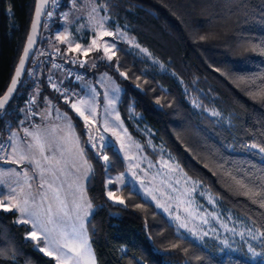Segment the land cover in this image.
<instances>
[{"label": "trees", "instance_id": "obj_1", "mask_svg": "<svg viewBox=\"0 0 264 264\" xmlns=\"http://www.w3.org/2000/svg\"><path fill=\"white\" fill-rule=\"evenodd\" d=\"M97 2L105 7L111 26L124 27L158 64L119 43L112 64L102 61L83 72H108L122 89L119 109L132 133L134 122L146 126L224 211L264 232V0ZM34 5L35 0H0V97L21 56ZM59 5L52 32L71 0ZM45 40L39 46L48 47ZM33 66L34 56L7 109L0 112V141L13 131L23 132L30 96L34 102L48 96L69 116L91 167L86 192L93 212L87 231L96 264H264V236L258 246L262 258L254 262L221 253L215 243L179 236L152 203L129 187L122 190L126 205L113 203L106 177L116 168L107 167L87 145L84 122L49 87L48 80L56 76L50 69L37 93L30 76ZM237 181L257 195L242 194ZM18 217L16 211L0 210V264H59L55 256L38 250L44 240L30 239L31 225L19 223Z\"/></svg>", "mask_w": 264, "mask_h": 264}, {"label": "rangeland", "instance_id": "obj_2", "mask_svg": "<svg viewBox=\"0 0 264 264\" xmlns=\"http://www.w3.org/2000/svg\"><path fill=\"white\" fill-rule=\"evenodd\" d=\"M59 2L60 0H50L49 11L45 19L47 20L46 33L44 36L41 35L43 41L47 39L48 47L44 48L42 43L41 46L38 45L30 76L38 93L41 79L44 73H48L50 69L53 74H56L55 80L53 77V79L51 78L53 81L49 85L50 89L54 90L60 101L70 108L71 104L80 98L89 95L94 97L96 109L94 118L88 116V119L85 120L72 110L84 122L87 145L101 155L107 167L114 166L116 168L115 172L108 173L106 177L107 197L113 203L125 206L126 200L122 190L129 187L131 192L138 193L152 203L167 218L179 236L191 238L202 244L215 243L221 253L242 256L254 262L260 261L262 258V252L258 249L261 239L260 232L244 218L236 216L230 211H224L218 205L213 194L201 183L189 177L168 150L154 141L150 129L134 122L135 133H132L124 122L119 109L122 89L108 72L89 73V76L83 72L85 67L93 70L98 65L97 63L102 61L112 64L115 61L119 43L125 44L154 66L158 62L127 33L124 27L111 26V18L106 14L105 7L98 4L97 0H71V8L61 13V23L59 22L60 24L52 32L51 27L55 22L56 12L60 6ZM93 9L96 11L94 12ZM101 17H106L104 28L115 33V36H102V38L96 39V44H92V40L99 31L98 22ZM105 41L115 42V47L108 53L112 56L111 60L104 54ZM70 44L72 47H69ZM75 44H79L80 48L75 49ZM90 45L91 50L86 52ZM113 53L115 54L113 55ZM73 61H76V65L79 64V68L73 65L75 64ZM68 62L71 67L68 66ZM34 104L35 111L30 112L29 115H27V111V116L24 118L23 124L25 123L26 126L23 130L36 125L47 126L51 129L49 134H52L49 143L55 147L60 143L63 148L65 144L63 138L69 133L67 121L64 119L66 113L57 108L48 96L40 99L37 97ZM77 107L87 116L85 106L77 104ZM211 114L215 118H220L216 111H212ZM66 116L69 118L68 115ZM115 125H119V127H115ZM71 126L73 138L78 137L72 121ZM105 127H107L106 131ZM22 138L25 139L24 136ZM9 141V138L0 141V181L4 182L0 185V194L16 187L17 182L24 187L25 192L29 190L36 192L40 183L37 170L30 164L16 162V157L11 155ZM101 145H106V147L102 148ZM66 149L68 148H63V160L67 164L65 171L67 178L73 176L74 180L70 183L72 189L77 191L78 187L74 184L79 183L82 179H78V181L74 174H77V177H85L87 171L81 170V167L76 170V166H74L75 170L70 169L77 160L73 156L70 164V156L65 151ZM104 155H107V160L103 159ZM84 162L87 163L85 158ZM10 169H15L20 175L7 171ZM25 176L31 178V189H25L27 185L21 180ZM109 192L112 193L111 197L108 195ZM84 193L87 197L86 190ZM0 205H2L0 210L18 212L19 198L4 197L0 199ZM18 214L19 222L22 214L19 212ZM177 216L180 217L179 220L176 219ZM182 222L187 227H181ZM19 223L31 225L30 221ZM28 237L32 239L29 235ZM40 238L44 240L37 234V239ZM87 243L83 252L79 250L80 255L77 254L76 257L70 252L64 254L61 251L56 256L47 248L44 251L55 256L59 264H96L93 249L89 252L90 243L89 241ZM90 247L92 248V246Z\"/></svg>", "mask_w": 264, "mask_h": 264}, {"label": "snow or ice", "instance_id": "obj_3", "mask_svg": "<svg viewBox=\"0 0 264 264\" xmlns=\"http://www.w3.org/2000/svg\"><path fill=\"white\" fill-rule=\"evenodd\" d=\"M93 11L95 12L96 10L93 9ZM39 14L40 13L38 9L36 13L37 17L39 16ZM105 19L106 17L100 18L98 22L99 31L97 32L96 37L92 40V44H96V39L102 38V36H115V33L109 32L104 28ZM28 42L30 46L32 43L31 37H29ZM69 47H72V45L70 44ZM74 47L75 49H79L80 45L75 44ZM114 47V41L112 43H109L108 41L104 42V54L108 56L109 60L112 59V56L108 55V53ZM90 50L91 45L86 50V52ZM114 54L115 53H113V55ZM27 55L28 51L25 50L24 56L27 57ZM73 62L75 63L76 61ZM23 66L24 60L21 59L20 69H22ZM81 66H83L82 63ZM57 67L59 66L57 65ZM20 69H17L16 76L20 75ZM122 75L124 74L122 73ZM15 85L16 80L13 79L11 87L8 90V94L5 95L2 100H0V108L4 106V103L8 99V95H10L12 89L15 88ZM57 90L59 91V89ZM77 104L85 106L87 116L85 115L84 111H81V109L77 107ZM71 108L85 120L88 119V116H92L94 118L96 111L94 106V97L89 95L87 97L80 98L76 102H73L71 104ZM64 119L67 121V127L69 129L68 135L63 138L64 143L66 145H73L75 155L80 156L82 155V149L79 148L78 137L73 138L70 118L64 115ZM105 123L107 124V122ZM115 127H119V125H115ZM106 130L107 127H105V131ZM24 136L25 140H19L16 139L15 133L10 134L9 139L15 141L11 146V155H14L16 157L17 163H19V161L28 160L29 163L33 164L34 167L38 170L40 177L38 189L35 193H33L31 190L25 192L24 187L19 185V183L17 182V187H13L10 191L0 194V199H3L4 197H8L11 199L19 198L18 212L22 214L21 221L19 222L31 221L32 231L29 232V236L33 240L37 239L38 232L43 234L45 244L44 247H40L38 248V250L44 251L46 248L51 247L53 251L61 252L62 248H69L70 251H77V254L80 255V252L76 248L71 247V245L79 243L80 247L84 248L87 246V240L81 234L76 232L75 227L73 228L72 234H69L66 231V218L69 216V213L67 211L68 205L66 203V195H62L63 185L55 184V180L59 179L58 173H65V168L67 167V165L63 161V153L61 154V159L59 160L55 157V155L51 157L49 155H46V152L49 148L48 135L39 126H34L32 130L24 129ZM89 139L91 140V137H89ZM101 147H106V145H101ZM253 147H255V145H253ZM69 150L72 151V149ZM260 151L264 152V148H261ZM103 159L107 160V155H104ZM7 171L15 172L16 175H20V173L16 172L15 169H10ZM46 173L50 174L53 177V180H46ZM3 183V181H0V185H2ZM24 184L27 185L29 189H31V184L27 179L24 181ZM237 184L241 189L244 190L242 194L253 196L257 195V193L253 191V189L249 188L242 181H237ZM69 188H71V185H69ZM108 195L111 197L112 193L109 192ZM37 197H39V199H37ZM73 203L75 204V201H73ZM76 206L79 207V205ZM88 206L90 207V204ZM261 206L264 207V202L261 203ZM176 219L179 220L180 217L177 216ZM180 226L187 227V225L183 222ZM260 235L264 236V232H262ZM61 254L63 255V253Z\"/></svg>", "mask_w": 264, "mask_h": 264}, {"label": "crops", "instance_id": "obj_4", "mask_svg": "<svg viewBox=\"0 0 264 264\" xmlns=\"http://www.w3.org/2000/svg\"><path fill=\"white\" fill-rule=\"evenodd\" d=\"M36 126H39L42 130H44L47 133L48 141H49V139H51V136H52V134H49L51 129L48 128L47 126H42V125H36ZM33 127L34 126L28 127V128L26 127L25 129L32 130ZM45 127H47V128H45ZM12 133L16 134V139L25 140V139L22 138L24 136V130H23L22 134H21V132H18V131H14ZM78 140H79V147L82 148L80 139H78ZM14 142H15L14 140H10L9 141V145L12 146L14 144ZM58 144L60 146L58 145L57 147H55L53 144L49 143V148H48V151L46 152V155H49L50 157L55 155V157L59 160V159H61V154L63 153V148L72 149V151H70L68 149L65 150L66 152H68V154L70 156V159H69L70 160V164L72 163V159L71 158H73V156H75V159L77 160L76 163H75L76 170L78 169V167H81V170L83 169V171H85V172L87 171V174H86L87 176H85V177H77V174H74V176L76 177L75 179H77V180L78 179H82L83 180V181L82 180H80V181L78 180L79 183L74 184V185H76L78 187L77 191L72 189V185L70 183V181L74 180L73 176H71L72 178L71 177L67 178L66 171H65V173H58L59 179L55 180V184L56 185H61L62 184L63 185L62 195H66V203L68 205L67 211L69 213V216L66 218V224H65L66 231L69 234H72L73 228L75 227L76 232L81 234L84 238H86L87 242L89 241L90 246H91V242H90L89 236L87 234L86 228H87V222H88V220H89V218L91 217V214H92V207H91V203L89 201L88 196L85 197V193H84V190H86L87 180H88V178H89V176L91 174V168L89 166V163L86 160V157H85L84 152H83V148H82V155L76 156L75 153H74V146L73 145L64 144V147L62 148L61 144L60 143H58ZM55 148H59V149L55 150ZM82 156L85 158V160L88 163V165H86L87 163L85 164L84 158ZM8 162H11V161H8ZM20 162L21 163L30 164V165H32L34 167V165L29 163L28 160L19 161V163ZM11 163H14V162H11ZM64 163L66 164V161H64ZM74 168L75 167L71 165L70 169L71 170H75ZM65 170H66V168H65ZM37 173L39 175L38 170H37ZM79 175H80V173H79ZM26 179L29 181V183H32L31 182V178L29 179V176H25L21 180L24 182ZM45 179L51 181V180H53V177L50 174L46 173L45 174ZM69 185H71V188H69ZM16 187H17V183H16ZM25 189H29V188L27 187ZM33 193H35V191ZM86 194H87V192H86ZM37 199H39V197H37ZM73 201H75V204L73 203ZM89 204H90V207L88 206ZM76 205H79V207H77ZM81 223H82V227H81ZM37 234L40 235L41 237H43L42 233L38 232ZM90 246H89V250H92V248ZM71 247L76 248L78 251L81 250V252H83V248L81 249L79 243L73 244V245H71ZM47 249H49V251H51V253H53V255L58 256L59 252L53 251V249L51 247H49ZM61 251H63L64 254L66 252H70L71 255H75V257L77 256V251H70L69 248H62Z\"/></svg>", "mask_w": 264, "mask_h": 264}, {"label": "water", "instance_id": "obj_5", "mask_svg": "<svg viewBox=\"0 0 264 264\" xmlns=\"http://www.w3.org/2000/svg\"><path fill=\"white\" fill-rule=\"evenodd\" d=\"M49 6H50V0H35L32 20H31V24L29 27V31H28V34L26 37V41H25L21 56H20L19 61L16 65L13 77L11 79V82H10L6 92L3 94V96L0 97V100H2L3 97L8 94V90L11 87V83H12L13 79L16 80V85H15V88L12 89L10 95H8V99L4 103V106L2 108H0V112L5 111L7 109L9 103L11 102V100L13 99V97L17 91L19 84L21 83V81L23 80V78L26 75L29 63H30L31 59L33 58L34 54L36 53L38 45L40 43L41 35H42V29H43L44 21L46 19L48 11H49ZM38 9H39L40 14L37 17L36 13H37ZM29 37H31V39H32V43L30 46H29V42H28ZM25 50L28 51L27 57L24 56ZM21 59L24 60V66L22 69H20ZM17 69H20V75L19 76H16Z\"/></svg>", "mask_w": 264, "mask_h": 264}, {"label": "built area", "instance_id": "obj_6", "mask_svg": "<svg viewBox=\"0 0 264 264\" xmlns=\"http://www.w3.org/2000/svg\"><path fill=\"white\" fill-rule=\"evenodd\" d=\"M64 64V62H63ZM76 64V63H75ZM53 79V78H52ZM52 79H49L48 80V84L50 85L51 82L53 81ZM55 80V79H54ZM27 111H28V115L30 112H33L35 111V108H34V98L32 96H30L27 100Z\"/></svg>", "mask_w": 264, "mask_h": 264}]
</instances>
